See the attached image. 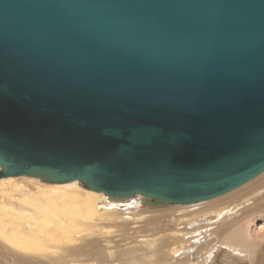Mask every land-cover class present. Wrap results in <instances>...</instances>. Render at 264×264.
<instances>
[{"label":"water","instance_id":"water-1","mask_svg":"<svg viewBox=\"0 0 264 264\" xmlns=\"http://www.w3.org/2000/svg\"><path fill=\"white\" fill-rule=\"evenodd\" d=\"M0 176L189 204L264 171V0H0Z\"/></svg>","mask_w":264,"mask_h":264},{"label":"bare ground","instance_id":"bare-ground-1","mask_svg":"<svg viewBox=\"0 0 264 264\" xmlns=\"http://www.w3.org/2000/svg\"><path fill=\"white\" fill-rule=\"evenodd\" d=\"M127 198L89 190L79 180L0 176V264H194L177 253H190L188 247L202 239L203 263L214 264L216 252L249 246L245 218L264 213V171L215 199L168 205L175 217L166 239L141 236L138 244L117 251L102 230L119 224L136 228L145 218L141 205L152 204L141 195ZM216 229L226 233L215 242ZM117 256L125 257L124 263Z\"/></svg>","mask_w":264,"mask_h":264},{"label":"rangeland","instance_id":"rangeland-1","mask_svg":"<svg viewBox=\"0 0 264 264\" xmlns=\"http://www.w3.org/2000/svg\"><path fill=\"white\" fill-rule=\"evenodd\" d=\"M84 187L86 186L84 185ZM124 199L126 200L128 198H124ZM121 201L123 200L120 199L119 202ZM199 202H203V201H199ZM195 203L196 202H194V204ZM189 204H193V203H189ZM143 205H141V209H142V213L145 215V218L141 220L142 222H139L138 224H136L137 225L136 228H132V225H128V224H124V225L119 224L115 226H108L107 228H104L102 230L105 232L104 235L106 237L111 238L113 240L112 246H114V250L120 251V249L126 247L127 243H128L127 245H130V243L138 244L137 241L140 239L141 236L143 237L148 236L151 238H156L158 240H164L167 238L166 235L169 233L170 228H172L170 220L175 217L172 213L173 212L171 210L172 208H170V206L168 207V205H175V204H166L167 206L166 205L164 206V204L163 206H161L162 204H157L160 206H157L156 204H150V205H145V206ZM180 205H184V204H180ZM185 205H188V204H185ZM245 220L248 225L247 229L250 234L249 236L251 237V238L248 237L249 239L248 242L251 241L249 243L250 247L246 246L242 249L237 248L235 251L231 250L232 253H227L225 249L219 252H216L217 255L214 258L216 260L214 264H239V263L240 264H264V235H263L264 233H262V231L264 232V227H262V225L264 224V213L263 214L261 212L257 214L253 213L251 216L245 218ZM258 229L260 231L257 232ZM225 233L220 232V230L216 229V235L214 234L215 242L218 241L219 239H222ZM257 236H258V239H257ZM253 240L255 241L257 240L260 245L257 244L258 242L255 243V241L254 243H252ZM252 245H254V247ZM204 247H206V242H204V240L202 239L200 243L198 244L194 243L188 247V249H191L192 252L190 251V253H188V252L179 251L177 254H179V256L186 255V256H190V258L192 257L191 259L193 261L195 260L197 261L194 264L196 263L204 264L203 262L205 261L204 259L206 258V254L203 252ZM169 248L170 247L166 246L163 249L168 250ZM237 250H239L240 252ZM124 258L125 257L117 256V261L120 263H124V260H123ZM88 260H92V259H85L84 261H88Z\"/></svg>","mask_w":264,"mask_h":264}]
</instances>
